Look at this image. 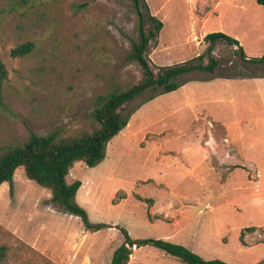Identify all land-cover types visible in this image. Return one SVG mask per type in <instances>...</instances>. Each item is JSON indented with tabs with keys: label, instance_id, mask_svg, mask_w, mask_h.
Returning a JSON list of instances; mask_svg holds the SVG:
<instances>
[{
	"label": "rangeland",
	"instance_id": "1",
	"mask_svg": "<svg viewBox=\"0 0 264 264\" xmlns=\"http://www.w3.org/2000/svg\"><path fill=\"white\" fill-rule=\"evenodd\" d=\"M22 2L0 0V62L8 69L0 158L31 132L92 131L98 98L142 78L128 59L139 25L131 0ZM147 3L164 23L148 51L156 73L203 54L207 46L198 42L205 33L237 37L250 58L264 54V8L255 0ZM30 41L32 53L10 56ZM213 55L220 61L215 73L193 72L177 80L178 90L149 89L125 106V119L135 112L105 159L71 169L67 181L82 182L78 203L92 224L107 228L87 230L17 169L13 185L0 188V247L9 248L0 264H111L124 242L120 228L133 239H164L207 260L264 264V65L247 62L227 43ZM254 77L259 84L246 82ZM128 264L184 263L147 246L134 248Z\"/></svg>",
	"mask_w": 264,
	"mask_h": 264
},
{
	"label": "trees",
	"instance_id": "2",
	"mask_svg": "<svg viewBox=\"0 0 264 264\" xmlns=\"http://www.w3.org/2000/svg\"><path fill=\"white\" fill-rule=\"evenodd\" d=\"M22 1L21 3L24 4ZM131 1L139 16V25L137 38L131 39L128 59L141 67L140 82L126 89H115L108 95L98 98V106L91 114L92 131L67 137L63 136L60 131H53L46 136L31 132L24 145L11 148L0 158V188L4 183L13 185L17 169L23 167L29 180L48 189L51 192V201L65 213L80 218L89 231H99L107 228L108 225L92 224L89 221L87 211L77 201L82 182L77 180L69 183L67 176L78 162L94 168L105 159L109 142L128 125L135 112L125 119L122 114L125 106L149 89L161 88L163 93L174 92L181 87L177 80L193 72L215 73L220 61L213 53L219 43L236 46L241 57L253 65H264V54L258 58H250L237 39L223 32H212L203 39L207 46L203 54L188 62L160 67L156 73L152 69L148 51L151 41H155L162 31L163 22L151 15L146 0ZM255 1L264 8V0ZM15 4L19 6L18 2H13L11 7ZM143 8L147 11V19L143 15ZM4 13L5 9H0V17ZM146 20L154 25L153 30L145 31ZM34 48L35 43L30 41L13 48L10 56L15 59L23 58L32 53ZM7 80L8 69L4 63L0 62V108L4 106L3 89ZM120 230L124 235V242L114 251L111 264H128L134 248L147 246L161 250L184 264H229L220 259H204L189 248L164 239H133L127 230L124 228ZM8 254L9 248L1 246L0 263L8 257Z\"/></svg>",
	"mask_w": 264,
	"mask_h": 264
},
{
	"label": "crops",
	"instance_id": "3",
	"mask_svg": "<svg viewBox=\"0 0 264 264\" xmlns=\"http://www.w3.org/2000/svg\"><path fill=\"white\" fill-rule=\"evenodd\" d=\"M146 2H147V0H146ZM201 2V1H200ZM148 4V3H147ZM148 7H149V5H148ZM213 14L212 15H215L216 13H215V11L217 12L218 11V7H217V4L214 2V7H213ZM149 11H150V13H151V15H153L152 14V12H151V10H150V8H149ZM153 16H155V14L153 15ZM223 16V14H222V12H221V14L218 16L219 18H221ZM156 17V16H155ZM196 17H198L199 18V16H197L196 15ZM200 18H202V17H200ZM194 19H195V17H194ZM163 25H164V23H163ZM226 34V33H225ZM207 35V33H205L202 37H201V40L198 42L199 44H201V43H203L204 41H203V39H204V37ZM228 35V34H227ZM236 39H238L237 37H236ZM202 46V45H201ZM249 57V56H248ZM258 78H253V79H249V80H247L246 82H253V84H255V85H257V84H259V83H257L258 82ZM78 163H80V162H78ZM78 163H76V164H78ZM75 164V165H76ZM7 183H4L3 185H6ZM3 185L1 186V187H3Z\"/></svg>",
	"mask_w": 264,
	"mask_h": 264
}]
</instances>
